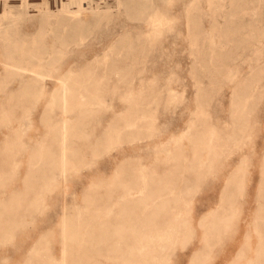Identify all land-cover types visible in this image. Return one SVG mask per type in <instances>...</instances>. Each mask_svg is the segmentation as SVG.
Returning a JSON list of instances; mask_svg holds the SVG:
<instances>
[{"label": "rangeland", "instance_id": "374dc122", "mask_svg": "<svg viewBox=\"0 0 264 264\" xmlns=\"http://www.w3.org/2000/svg\"><path fill=\"white\" fill-rule=\"evenodd\" d=\"M247 1H239L247 10L242 22L258 41L231 36L228 10L212 14L208 0H0V209L22 188L31 147L63 118L76 147L63 176L39 169L26 205L0 216V264H189L205 250L200 220L217 207L235 168L243 171V194L198 264H264V230L255 221L264 158V0ZM28 56L49 57L57 76L70 63L71 79H83L67 90V112L56 86L20 91V74L5 63ZM115 57L116 66L127 64L122 73L109 65ZM91 59L108 60L97 67L105 71L100 84L87 80ZM252 77L248 98L233 100ZM79 94L93 109L78 120ZM235 108L244 125L233 122ZM110 121L118 129L102 135ZM219 136L231 137L228 152L204 170Z\"/></svg>", "mask_w": 264, "mask_h": 264}, {"label": "bare ground", "instance_id": "6f19581e", "mask_svg": "<svg viewBox=\"0 0 264 264\" xmlns=\"http://www.w3.org/2000/svg\"><path fill=\"white\" fill-rule=\"evenodd\" d=\"M225 1H227L226 2L227 4H225L224 1L221 0V2H219V4L216 6L213 0H208L209 10L211 11V13L213 14L214 12L217 11V9L223 10L226 8L229 12V18H228L229 21L225 23L226 25H228V29L231 30V34H232L231 36L235 38L236 37L239 38L238 40H241L242 38H245V37L256 39L254 36L255 34L253 35L254 32H252V30H249L247 32L244 29L245 25L242 22V19L244 17V13H247V10L245 6H241L239 4V1H242V0H225ZM68 3L69 4L75 3L76 5L79 6L82 3V0H69ZM64 10L71 12L73 14L74 13L78 14V12L83 11L84 8L77 7L75 10L72 11L66 7L64 8ZM43 14L47 17L46 20H48L50 19L52 15V11L44 10ZM95 15L96 14H94V16ZM256 40L258 41L259 39H256ZM256 42L254 44H256ZM235 46L244 47L246 45L241 44V43H235ZM254 52L255 54H257V57L255 58L256 60L255 67H259V62H258V55L260 52L259 48H255ZM30 57L32 56L25 57L23 61L18 60V61H9L5 63V66L7 67V69L10 70L13 74H20L19 84H18L20 87V91L34 89V87H40V88L45 89L50 86L51 87L56 86V89L58 91V96L60 99L61 109L63 112H67L68 110L67 109L68 104H67V99H66L67 90L69 89L70 86L74 84H81L83 82V79H71L70 75L73 73V70H72V64L70 63L66 66L65 74L57 76L56 75L57 69L53 67V64L51 63V59L49 57L41 56L37 58L35 61H32ZM116 58L117 57H115V59L112 60L109 65H112V64L115 65L114 67L118 70V72L122 73L124 70V67H126L127 64L125 65L124 63L122 66H116V63L118 61ZM107 63H108V60H105V59H101V60L91 59L89 61H86L84 65V70H85V73H87L88 75L87 80L89 81L90 79H93L92 80L93 83L100 84L99 81L100 79H103L105 71H101V73H99L97 72V67L102 65V67L100 68L104 69L107 66L106 65ZM249 79L250 78H245L242 81V84L240 83V85H238L237 88L234 89V97L232 98L233 100H238V101L245 100L248 98L247 90L253 91L255 89L254 85L257 79L254 77H252L250 80ZM119 80L120 81L123 80L122 75H121V78H119ZM75 99L77 101L76 104H79L81 107L77 113L78 120H79L82 118L81 116L86 111L91 110L93 108L91 107L87 108V104H85L83 101L84 97L82 94L77 95ZM129 103L130 105H134L136 103L135 98H132ZM233 112H234L233 122L235 124L244 125V123H242L241 121V118L239 117L240 115H238L239 112L237 111L236 108L235 110H233ZM124 114L126 117L130 116L131 115L130 110L126 109V113ZM123 121L125 122L124 125L127 128L133 127L135 124V121H131L127 119H124ZM70 127H71V124H69V121L67 120V118H63L60 124L56 127V129L55 127L52 128L48 138L45 139L43 137L44 138L42 139L43 141L42 140L38 141L34 146L31 147L30 152H29L27 171L24 174L23 179H22L23 186L22 188L17 189V191L15 190L16 192H22L23 197L15 198L16 193L15 191H13L9 199H2V203L4 205H3V209H0V216L2 214L8 213L9 211L12 212V206L16 205L15 203L22 202L21 204L26 205L24 204V203H27V201L25 202V199L27 198V196L25 197L26 195L25 190L31 185L29 184V181H31L32 177L35 176L34 173H37L39 169L57 168L59 169L61 176L65 174L66 168L68 167V165L69 164L72 165L71 155L76 150V147L70 146L69 137H68V130ZM117 129H118L117 123H115L114 121H110V123H108L106 127L103 129L102 135H105L107 131L113 132ZM240 131L241 129L239 128V133L234 135L233 139H237V140L239 139ZM42 142H45V144L43 143V149H41ZM230 143H231V137H228V136L222 137V138L219 136L218 139H215L214 141L210 143L211 155L208 159V163L206 165L207 167H205L204 170H208L207 168L213 163L215 158H218L221 155L228 152ZM93 150L95 149L93 148ZM259 165H260V174L258 178V185H257V192H256L257 207L255 211V221L257 222L258 226L262 227V230H264V158H262ZM29 171L31 172L29 173ZM243 191H244L243 171L240 168H235L227 176V178L224 181L223 188L220 193L219 204L217 205V207L213 209V211L205 214L204 217L200 220V224L204 227L205 250L204 249L202 250L207 251V247L211 246L214 238L219 234V230H226L228 228V225H227L228 219L234 213L233 211H235V208L233 206L235 202V197L238 195H242ZM137 198L138 197H136V199ZM64 209L65 210L63 211L62 219H61V227H62L63 236L65 234V230H67V224L69 221L68 219L69 217L66 211L67 207H64ZM36 248L37 247H33V249H36ZM63 251H64V248H63ZM204 251L202 252L197 251L196 253H193L190 257L189 264H198ZM30 257H33V256H31L30 254L28 260L31 259ZM27 262L28 261H26L25 264H27ZM61 264H65V262L62 260Z\"/></svg>", "mask_w": 264, "mask_h": 264}]
</instances>
